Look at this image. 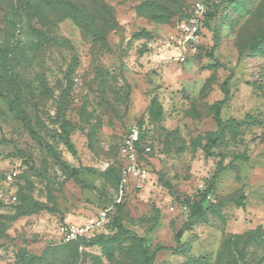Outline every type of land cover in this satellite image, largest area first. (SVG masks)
Returning a JSON list of instances; mask_svg holds the SVG:
<instances>
[{"label":"rangeland","instance_id":"1","mask_svg":"<svg viewBox=\"0 0 264 264\" xmlns=\"http://www.w3.org/2000/svg\"><path fill=\"white\" fill-rule=\"evenodd\" d=\"M98 1L106 32L52 0H0V264H264V0H157L166 20L148 0ZM197 2L217 11L181 63L170 37ZM132 127L145 177L121 230L61 244L112 204Z\"/></svg>","mask_w":264,"mask_h":264},{"label":"built area","instance_id":"2","mask_svg":"<svg viewBox=\"0 0 264 264\" xmlns=\"http://www.w3.org/2000/svg\"><path fill=\"white\" fill-rule=\"evenodd\" d=\"M205 16L203 4L197 2L193 6V14L176 24L175 32L170 37V44L176 53L175 59L178 62H186L190 56L197 52ZM139 147V131L136 127H132L124 136L120 146L119 154L123 162V170L112 204L98 210L81 223L66 224L61 227L59 230V242L61 244H80V241L90 239L104 230L116 207L124 204L130 179L133 178L140 182L145 177V171L139 163ZM7 180L10 181L11 177L8 176Z\"/></svg>","mask_w":264,"mask_h":264},{"label":"trees","instance_id":"3","mask_svg":"<svg viewBox=\"0 0 264 264\" xmlns=\"http://www.w3.org/2000/svg\"><path fill=\"white\" fill-rule=\"evenodd\" d=\"M148 1L150 3L145 4L146 5V7H145L146 10L152 12L154 8H156V9L159 8L160 10L162 9V7L159 6V4H160L159 1H157V0H148ZM52 2H55L56 5L62 6V9L64 11H66L67 14L72 16L74 19H76V20L82 19V20H84L86 22H89V24L95 30H97L98 25H100V27L102 28L103 32L106 29L110 28V25H109L110 22L108 21L107 13L106 14L103 13V11L106 10V9H103L102 6L100 7V1H98V0H92L91 4L87 3L86 0L85 1L83 0L81 3H79V2H71V1H68V0H52ZM217 7L218 6H214L212 12L206 14V17H205V20H204V25H207L208 18L211 17V15L214 12L217 11ZM137 11L141 13V8H138ZM162 11L163 12L165 11L164 8H163ZM163 12H162V14H159V15H158V13L156 14V13L152 12L150 14L151 15L150 17H154L157 20L169 19V17H165L163 15L164 14ZM79 14L82 15V16H80ZM78 15L80 16V18H79ZM100 32H101V29H100ZM221 90H222V93L224 95L223 99L215 102L213 104V106H212L213 118H214V121H215V124H216V127H217L216 131L214 132V136H218L220 134L221 130H222L221 109L225 105V103L227 102V100L229 98V95H230V92H229V90L227 88V81H225L222 84ZM66 144L68 145V147L70 149H72V146L69 144L68 138H66ZM142 151H143V149L141 148V144H140L139 154ZM222 171H223V169H222L221 165L218 164L217 167H216L215 173H214V175L212 177V180L215 181L219 177V175L221 174ZM207 194H208L207 192L204 193V198H205V196ZM122 206L123 205L116 207L114 214H112L110 216V221L107 224V226L104 228V230H102L100 233L96 234L95 236H93L90 239H85V240L80 241L79 242L80 245L84 244L86 242L91 243L93 240L101 238L106 233V231L108 229H110V228H114L116 230H121L118 214H119ZM36 207L38 209H40L39 206H36ZM190 210H191L192 215L197 216V217L200 216V206H198V207L192 206L190 208ZM188 226H189V223L184 224L181 227V229L176 234V237H175L176 243H177V245L180 248H182V245L180 244V239H181L183 233L187 230ZM247 236L251 237L252 233H249ZM65 245H75L76 246V245H79V244L70 243V244H65ZM158 250L159 249H157V251Z\"/></svg>","mask_w":264,"mask_h":264}]
</instances>
